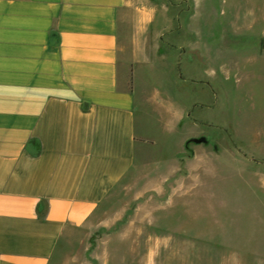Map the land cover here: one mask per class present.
<instances>
[{
	"label": "crops",
	"instance_id": "crops-1",
	"mask_svg": "<svg viewBox=\"0 0 264 264\" xmlns=\"http://www.w3.org/2000/svg\"><path fill=\"white\" fill-rule=\"evenodd\" d=\"M171 1L0 0V264H51L61 243L94 222L141 151L162 144L156 130L138 133L139 115L155 111L173 136L170 52L176 43L177 72L193 77L210 41L200 29L196 40L182 38L196 0ZM250 1L246 11L264 21V0ZM167 187L170 201L174 179L165 175L155 189ZM159 234L145 264L174 251V228Z\"/></svg>",
	"mask_w": 264,
	"mask_h": 264
},
{
	"label": "rangeland",
	"instance_id": "rangeland-1",
	"mask_svg": "<svg viewBox=\"0 0 264 264\" xmlns=\"http://www.w3.org/2000/svg\"><path fill=\"white\" fill-rule=\"evenodd\" d=\"M199 1L182 38L196 40L200 29L210 42L193 77L178 74L176 43L170 52L174 96L164 100L179 115L173 136L155 109L137 117L138 133L156 130L162 144L141 151L94 222L61 243L51 264H145L164 226L174 228V251L156 252L161 264H264V21L246 11L250 0H211V10ZM165 175L174 179L170 201V187L155 189Z\"/></svg>",
	"mask_w": 264,
	"mask_h": 264
}]
</instances>
